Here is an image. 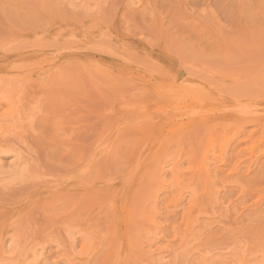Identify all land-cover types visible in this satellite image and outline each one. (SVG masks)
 <instances>
[{"label": "rangeland", "instance_id": "374dc122", "mask_svg": "<svg viewBox=\"0 0 264 264\" xmlns=\"http://www.w3.org/2000/svg\"><path fill=\"white\" fill-rule=\"evenodd\" d=\"M0 95V264H264V0H0Z\"/></svg>", "mask_w": 264, "mask_h": 264}, {"label": "bare ground", "instance_id": "6f19581e", "mask_svg": "<svg viewBox=\"0 0 264 264\" xmlns=\"http://www.w3.org/2000/svg\"><path fill=\"white\" fill-rule=\"evenodd\" d=\"M1 96V95H0ZM6 242L4 241V239L2 240V247H5V244Z\"/></svg>", "mask_w": 264, "mask_h": 264}]
</instances>
